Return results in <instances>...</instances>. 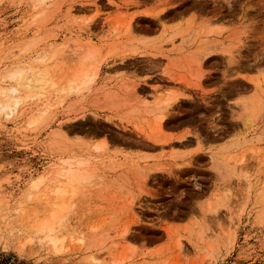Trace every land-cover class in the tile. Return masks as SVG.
<instances>
[{
	"label": "rangeland",
	"instance_id": "rangeland-1",
	"mask_svg": "<svg viewBox=\"0 0 264 264\" xmlns=\"http://www.w3.org/2000/svg\"><path fill=\"white\" fill-rule=\"evenodd\" d=\"M262 77L264 0H0V264H264ZM62 161L85 173L50 233L28 184Z\"/></svg>",
	"mask_w": 264,
	"mask_h": 264
},
{
	"label": "bare ground",
	"instance_id": "bare-ground-1",
	"mask_svg": "<svg viewBox=\"0 0 264 264\" xmlns=\"http://www.w3.org/2000/svg\"><path fill=\"white\" fill-rule=\"evenodd\" d=\"M88 54H89V51H84V54H81V53L79 54L78 58L76 59L75 68L69 72L70 78L67 79L69 83L82 81L81 85L82 86L85 85L86 81L84 78L86 76L87 71H86V68L84 65H85V61L88 58ZM23 69H21V71ZM21 71L19 70L18 73H20ZM49 80H50V78L48 76H46L45 74H42L40 72H36L34 74H31L26 79L25 83H23V84L25 85L26 89L27 88L28 89L30 88V90L34 89L36 92L34 90L33 91L35 93L33 91L32 92L38 96H41L42 91H44V88H46L45 86L49 83ZM249 80L255 85V87H257L259 85V83L261 82L260 79L253 77V76L249 77ZM263 82H264V80H263ZM12 91H16V90L12 89ZM33 93H31V94H33ZM31 94H30V97L32 96ZM39 94H41V95H39ZM169 95L164 100L166 106H170L173 103V101L177 100V98H176L177 94L174 96H173V93L169 94ZM8 100H7V102H8ZM238 102H240L243 105V108H245V112H247L246 114L244 112L246 117H245V121L242 122L243 125H245L246 122L248 121V118H252L254 115V111L256 113V110H259L260 107L258 108V105H256L257 104L256 102H254V104H253L252 103L253 100H250L249 98L248 99L247 98L246 99L241 98L238 100ZM0 106H2L1 107L2 109L8 107L6 104L5 105L0 104ZM166 117H167V115L165 114V112L163 110H160L156 115V124L158 126H161L162 122L165 121ZM61 165H62V167L58 171L53 173L49 178L48 177L46 178L44 175L36 176L33 179H31L30 183L28 184L29 185V192L27 191L28 192L27 197L30 196V194H31L30 191L37 189L43 182H45V180H48V182L53 186V188L50 191L52 198H53L52 202L49 204L50 216L48 217V219L43 220L37 226L38 229H44L50 233H53L57 229V226H58L61 218L64 216L67 208L69 207L68 204H66V202H64L65 196L68 193L74 194L76 192L77 183L80 181V179H82L84 177V173H85V169L82 166L83 165L82 162H78L74 165L70 161H68V162L62 161ZM157 167H158V165H157ZM142 168H144V167H142ZM144 169H147V168H144ZM50 241L55 246V244L60 240H58V238H56V237L51 236Z\"/></svg>",
	"mask_w": 264,
	"mask_h": 264
},
{
	"label": "crops",
	"instance_id": "crops-1",
	"mask_svg": "<svg viewBox=\"0 0 264 264\" xmlns=\"http://www.w3.org/2000/svg\"><path fill=\"white\" fill-rule=\"evenodd\" d=\"M171 9H173L172 7H169ZM170 9V10H171ZM133 12H135V17L138 20H149V19H153L150 15H149V7L147 5L141 6L139 8H134ZM190 14L189 11H184V10H174L173 12H171L170 17L172 18H180V17H187ZM165 14H163L164 16ZM141 84H144V82H141Z\"/></svg>",
	"mask_w": 264,
	"mask_h": 264
}]
</instances>
